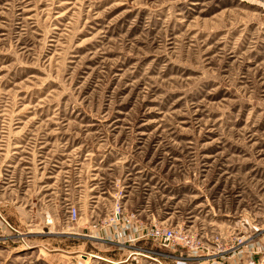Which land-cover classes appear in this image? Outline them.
Listing matches in <instances>:
<instances>
[{
    "label": "rangeland",
    "instance_id": "1",
    "mask_svg": "<svg viewBox=\"0 0 264 264\" xmlns=\"http://www.w3.org/2000/svg\"><path fill=\"white\" fill-rule=\"evenodd\" d=\"M0 264H264V0H0Z\"/></svg>",
    "mask_w": 264,
    "mask_h": 264
},
{
    "label": "built area",
    "instance_id": "2",
    "mask_svg": "<svg viewBox=\"0 0 264 264\" xmlns=\"http://www.w3.org/2000/svg\"><path fill=\"white\" fill-rule=\"evenodd\" d=\"M141 237L151 238L152 240L157 241L162 245L169 244L171 242H174L175 240L178 241L183 239V235L180 232H175L172 229H167L159 226L147 230L146 233L141 235Z\"/></svg>",
    "mask_w": 264,
    "mask_h": 264
}]
</instances>
